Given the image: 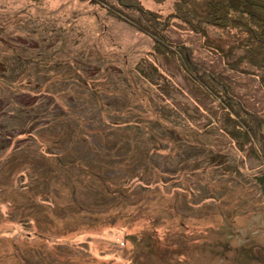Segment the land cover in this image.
<instances>
[{
    "label": "rangeland",
    "instance_id": "rangeland-1",
    "mask_svg": "<svg viewBox=\"0 0 264 264\" xmlns=\"http://www.w3.org/2000/svg\"><path fill=\"white\" fill-rule=\"evenodd\" d=\"M171 30L264 113L256 78ZM199 93L98 4L0 0V264H264V138L239 148Z\"/></svg>",
    "mask_w": 264,
    "mask_h": 264
},
{
    "label": "trees",
    "instance_id": "trees-1",
    "mask_svg": "<svg viewBox=\"0 0 264 264\" xmlns=\"http://www.w3.org/2000/svg\"><path fill=\"white\" fill-rule=\"evenodd\" d=\"M87 1L148 35L157 55L173 56L191 88L217 103L222 129L239 148L264 138V113L247 108L234 87L237 79L195 58L191 47L173 38L171 30L174 21L182 22L203 37V45L218 53L230 71L251 75L264 90V0H173L168 13L142 0ZM215 31L219 33L212 34Z\"/></svg>",
    "mask_w": 264,
    "mask_h": 264
}]
</instances>
